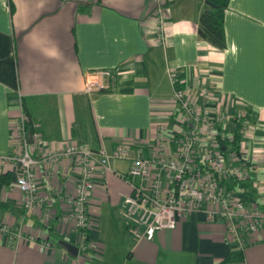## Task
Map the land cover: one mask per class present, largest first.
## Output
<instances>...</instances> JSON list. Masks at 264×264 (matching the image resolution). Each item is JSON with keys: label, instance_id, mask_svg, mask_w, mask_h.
Here are the masks:
<instances>
[{"label": "crops", "instance_id": "obj_1", "mask_svg": "<svg viewBox=\"0 0 264 264\" xmlns=\"http://www.w3.org/2000/svg\"><path fill=\"white\" fill-rule=\"evenodd\" d=\"M166 43L154 42L152 0H0V224L34 240L0 234V264H264V229L254 244L231 242L221 217L202 211L180 218L172 230L136 239L121 215L129 160L98 169L89 202L88 250L69 253L78 236L61 222L75 172L63 160L48 178L38 161L39 191L49 196L42 210H25L7 160L15 146L12 128L26 99L44 142L58 148L75 139L110 151L116 142L148 155L156 125L171 128L176 115L169 69L184 89L212 85L244 113L240 144L248 164L250 196L264 209V0H230L224 12L226 48L199 39L205 0H163ZM108 70L106 91L86 94L89 73ZM89 100V111L81 109ZM85 108V107H84ZM92 119L96 140L82 141L83 121ZM34 156L40 159V154ZM125 163V164H124ZM48 240L40 251L38 243Z\"/></svg>", "mask_w": 264, "mask_h": 264}, {"label": "built area", "instance_id": "obj_2", "mask_svg": "<svg viewBox=\"0 0 264 264\" xmlns=\"http://www.w3.org/2000/svg\"><path fill=\"white\" fill-rule=\"evenodd\" d=\"M152 1L154 42L164 46L166 9L163 0ZM168 72L174 86L176 115L170 129L156 125L148 155L137 154L133 144L123 140L110 151L104 146L93 149L75 139L51 148L42 139L39 123L24 111L13 125L15 150L7 160L16 167L14 182L23 194L25 210L48 212L49 196L39 191L35 170L38 161L45 165L48 178L63 160L75 172L74 187L65 195L61 222L78 236V253L88 250L94 177L98 169H109L114 160L131 161L127 172L130 192L123 197L120 213L136 239L151 240L156 232L174 229L180 218L197 210L204 212L208 220L221 217L228 239L241 248L257 242L264 229V209L245 198L234 185L245 182L248 176V164L240 149L248 128L244 113L214 86L203 84L193 92L181 89L174 85L177 79L172 69ZM108 77V70L89 73L83 91L90 95L107 89ZM236 128L241 133L237 148L233 147ZM35 153L41 158L37 159ZM0 234L34 240L23 235L22 228L12 230L7 224H0ZM38 246L44 251L49 242L45 240Z\"/></svg>", "mask_w": 264, "mask_h": 264}, {"label": "trees", "instance_id": "obj_3", "mask_svg": "<svg viewBox=\"0 0 264 264\" xmlns=\"http://www.w3.org/2000/svg\"><path fill=\"white\" fill-rule=\"evenodd\" d=\"M207 1L209 2V5L206 4L205 10L200 14L198 19V28H197L198 37L199 39L209 43L217 50H224L226 48V38L223 28V17H224V12L229 5L230 0H207ZM174 85L181 89L184 88V86L178 81H176ZM105 90L107 91L108 89H104L101 91H105ZM26 101H27L26 99H21L22 109L32 114V112L30 111V107H28V104H26ZM82 103L84 104V106H82L81 109L85 111H89V100L87 98L83 99ZM86 121L87 120L83 121V124L85 123V128L81 130V133L80 131H77L78 136H80L82 141L91 140L95 142L96 135L95 132L92 130L93 121L91 118H89L88 124ZM240 140H241V133L239 128H236L234 133L233 147L237 148L239 146ZM0 179L5 184L9 182V176L7 177L5 175H1ZM234 185L235 188L238 189L245 198L249 200H253V198L250 196L248 183L246 182H242L239 184L234 183Z\"/></svg>", "mask_w": 264, "mask_h": 264}, {"label": "water", "instance_id": "obj_4", "mask_svg": "<svg viewBox=\"0 0 264 264\" xmlns=\"http://www.w3.org/2000/svg\"><path fill=\"white\" fill-rule=\"evenodd\" d=\"M205 3L209 5V2L207 0H205ZM59 244L64 247L69 253H71L72 255L76 256L78 253L77 247L74 246L73 244L66 242L64 240H60Z\"/></svg>", "mask_w": 264, "mask_h": 264}, {"label": "rangeland", "instance_id": "obj_5", "mask_svg": "<svg viewBox=\"0 0 264 264\" xmlns=\"http://www.w3.org/2000/svg\"><path fill=\"white\" fill-rule=\"evenodd\" d=\"M125 164V163H124Z\"/></svg>", "mask_w": 264, "mask_h": 264}]
</instances>
